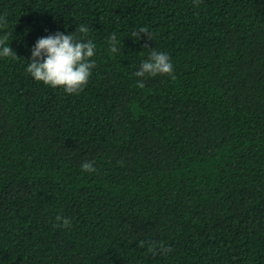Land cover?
<instances>
[{"label": "trees", "instance_id": "16d2710c", "mask_svg": "<svg viewBox=\"0 0 264 264\" xmlns=\"http://www.w3.org/2000/svg\"><path fill=\"white\" fill-rule=\"evenodd\" d=\"M0 17L17 55L0 56V264H264V0H0ZM57 31L96 45L78 93L26 71ZM152 49L171 75H134Z\"/></svg>", "mask_w": 264, "mask_h": 264}, {"label": "clouds", "instance_id": "9594fccd", "mask_svg": "<svg viewBox=\"0 0 264 264\" xmlns=\"http://www.w3.org/2000/svg\"><path fill=\"white\" fill-rule=\"evenodd\" d=\"M198 2V0H197ZM0 24L6 26L7 20L0 17ZM79 32L87 34L89 29L79 25ZM77 30V29H76ZM76 32V31H75ZM140 33L146 34L151 39V33L146 27H140L132 32L131 37L140 39ZM8 37H0V56L9 57L16 55L13 49L6 44ZM115 33L109 38L110 54L120 51ZM96 45L92 40H77L74 33L65 34L57 31L53 35L39 38L32 48L31 63L27 65L26 71L37 81H42L52 87H63L68 94L78 93L83 90L91 75V70L96 66L91 58L95 55ZM17 56V55H16ZM173 73V65L169 56L164 52L152 49L148 59L142 61L139 70L134 73L137 77L156 76L158 74ZM137 86L144 87L142 80L137 81ZM83 171L92 173L95 171L94 161H85L81 164ZM61 222L57 226L69 227L71 221L61 215L56 216ZM155 250V244L150 245Z\"/></svg>", "mask_w": 264, "mask_h": 264}]
</instances>
